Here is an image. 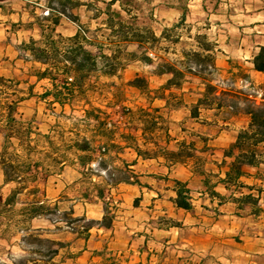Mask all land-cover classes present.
I'll return each mask as SVG.
<instances>
[{"label": "rangeland", "instance_id": "rangeland-1", "mask_svg": "<svg viewBox=\"0 0 264 264\" xmlns=\"http://www.w3.org/2000/svg\"><path fill=\"white\" fill-rule=\"evenodd\" d=\"M113 1L0 2V75L21 82L24 90L34 86L35 96H40L50 85L32 77L33 68L41 66L28 61L22 44L41 45L47 40H66L85 32L91 41L105 47L108 56L122 52L123 65L117 77L101 78L98 82L93 79L87 83L92 86L87 98L89 105L75 102L72 106L74 116L81 118L86 108H100L109 116L108 128L116 126L119 135L129 131L136 134L133 130L141 128V124L133 115H138L139 109L150 108L136 91L127 87L128 82L139 74L151 77L157 86L160 81L154 77L155 68L162 59L173 62L184 53L202 54L210 58L204 66L209 69L207 72H212L214 84L249 96L264 95V75L256 73L253 66L260 47H264V0H119L111 10L122 14L125 32L129 34L127 40L139 36L162 58L143 69L138 63L127 62L124 54L135 52L137 48L122 44L126 39L117 34L119 20L115 18L107 23V11ZM184 14L186 22L177 27ZM89 52L94 51L89 49ZM171 79L172 75H167L163 81ZM195 86L198 84L185 86V91ZM196 98L195 95L188 97L187 107L177 112L161 110L164 127L177 141L172 142L169 149L174 150L183 141L197 140L194 136L203 134L215 148L206 169L217 170L213 164L222 162V150L236 140L248 122L245 118L227 115L225 118L230 121L221 132L205 128L202 120L212 118V113L203 111L199 121L190 118ZM153 108H163V105L157 102ZM72 109L67 107L63 111L53 105L52 99L43 101L36 97L23 105L21 113L27 121L35 118V125L43 134H49L54 127L53 144L61 148L62 142L71 138L73 121L66 118L73 114ZM53 111L59 116L58 120L53 117ZM3 143L4 137L0 135V151ZM14 143L18 150H11L4 158L10 163L23 162L25 156L18 143ZM39 150L34 155L33 165L42 161L46 166L49 164L45 162L46 156L57 154L45 144ZM121 156L131 163L137 162L133 170L142 175L143 182L152 189L121 186L107 193L108 218L112 219L110 230L92 223L106 220L104 203L96 201L95 190L90 184L91 180L100 183L102 179L98 176L87 178L71 163L62 169L52 165L55 173L42 177L30 188L33 190L36 186L40 190L36 201L48 208L43 210V217L25 223L22 210L36 202L30 190H26L19 195V205L12 215L1 221L0 264H90L92 260L97 262L93 253L105 248L109 250L107 256H112L119 264H147L148 256H151L148 264H264V185L261 187V209L247 207L244 214L239 215L227 202L223 206H219L217 200L212 203L204 193L200 178L188 169L178 166L169 172L163 162L137 160L131 151ZM154 175L168 176L170 182L151 179ZM174 180L189 184L196 216H205L204 221L175 211L176 197L171 191ZM3 183L0 170V184ZM247 184L254 185L253 182ZM18 188L17 184L5 187L3 196L7 197ZM218 191L227 195L223 189ZM86 194L88 199H84ZM138 199L137 204L135 200ZM204 206L210 208L209 211H205ZM216 208L218 216L214 213ZM87 227L92 229L86 240L83 228Z\"/></svg>", "mask_w": 264, "mask_h": 264}, {"label": "trees", "instance_id": "trees-1", "mask_svg": "<svg viewBox=\"0 0 264 264\" xmlns=\"http://www.w3.org/2000/svg\"><path fill=\"white\" fill-rule=\"evenodd\" d=\"M117 3L119 0H114L109 5L107 23L110 24L117 18L120 23L117 34L126 39L122 44L136 46L135 52L124 54L127 62L138 63L140 69L144 66H152L162 59L160 54L154 52V48L146 45L141 38H138L139 36L127 40L129 34L125 32L122 14L111 10ZM185 22L184 14L177 27ZM118 45L114 46L120 48ZM21 48L22 52L28 55L29 62L41 66L39 69L33 68L32 77H35L39 83L47 81L50 88L40 96H35L34 86L24 90L21 82L0 75V135L4 137L0 151V170L4 178V183L0 184V223L6 220L4 218L12 215L19 205L20 194L37 185L42 177H49L55 173L56 170H52V165L62 169L71 163L88 176L87 178L98 176L102 179L100 183H93L91 180L90 184L95 190L96 201L104 203L106 220L92 223L106 231L110 230L112 219L108 218L107 193L118 190L121 186L142 190L152 189L143 182L142 175L133 170L137 162L131 163L122 158L121 155L126 151L133 152L137 160L163 162L169 172L178 166L188 169L193 176L200 178L204 193L212 203L217 200L219 206H223V203L227 202L236 208L239 215L244 214L247 207L261 209L263 195L261 187L264 185V95L257 93L255 96H249L214 84L212 72H207L209 69L204 66L210 61L209 57L190 52L175 58L173 62L162 59L155 68L154 77L161 82H158L157 86H154L151 77L145 75L138 74L130 80L127 87L136 91L150 108L139 109L138 115H133V119L137 118L141 124V128L133 130L136 134L129 131L119 135L116 126L108 128L109 116L100 108H86L83 116L76 118L72 106L75 102L89 105L87 98L92 86H87V83L93 79L98 82L101 78L117 77L123 65L122 52L108 56L103 45L91 41L82 31L73 38L47 40L41 45L24 42ZM89 49L94 52H89ZM253 66L256 73L264 75V47H260ZM240 70L244 71L243 68ZM167 75H172V79L163 81ZM195 84H198L195 89L185 91V86ZM191 95L197 97L191 108V119L201 120L203 111L212 113V118L202 120L201 124L205 128L221 132L230 121L225 118L227 115L245 118L248 122L247 127L238 134L236 140L222 150V162L213 164L217 170L206 169L207 164L210 163L209 157L215 152V148L210 146L209 138L203 134L194 136L197 140L183 141L178 143L174 150L169 149L170 144L176 140L164 127L165 120L161 110L164 109L168 113L177 112L180 108L187 107L186 99ZM36 97L43 101L52 99L53 105L59 106L63 111L67 107L72 109L73 114L66 118L73 121L69 133L71 138L62 142L61 148H56L53 144L54 127L50 129L49 134H43L35 125V118L27 121L21 113L23 105ZM115 99L118 102V97ZM157 102L161 103L163 108H153ZM52 113L58 120L59 116L54 111ZM61 134L63 136V132ZM61 134L59 133L60 136ZM14 142L18 143L25 156L23 162L10 163L4 158V154H8L11 150H18ZM43 144L48 145L57 154L55 157L52 154L46 156L45 162L49 163L46 166L42 161L33 165L34 155L39 153ZM150 178L170 182L168 176L154 175ZM247 182H253L254 185L249 186ZM11 184H17L20 188L12 190L7 197H4V188ZM219 189H223L227 195H221ZM171 191L176 197L174 203L176 212H182L188 217H199L196 216L197 209L188 183L174 180ZM39 193L40 190L36 186L30 190L35 201ZM88 197L89 195L86 194L84 199ZM139 201V199L135 200L137 204ZM29 204L31 205L28 209L22 210L25 223L41 219L43 210L48 209L42 202ZM203 209L209 211L210 208L204 206ZM214 213L218 216V208ZM195 219L202 222L205 216ZM176 228L180 229V226ZM91 229V227L83 228L86 240L90 237ZM107 251L109 250L105 248L104 251L94 252L93 259H97V262L92 260L90 264H119L120 262L115 258L107 256ZM150 257L147 258V264L150 263Z\"/></svg>", "mask_w": 264, "mask_h": 264}, {"label": "crops", "instance_id": "crops-1", "mask_svg": "<svg viewBox=\"0 0 264 264\" xmlns=\"http://www.w3.org/2000/svg\"><path fill=\"white\" fill-rule=\"evenodd\" d=\"M215 157H216V156H215ZM215 157H214V158H215ZM135 159H137V157H136V156H135ZM140 163H141V162H140ZM183 170H185V169H183ZM224 192H225V191H224Z\"/></svg>", "mask_w": 264, "mask_h": 264}, {"label": "water", "instance_id": "water-1", "mask_svg": "<svg viewBox=\"0 0 264 264\" xmlns=\"http://www.w3.org/2000/svg\"><path fill=\"white\" fill-rule=\"evenodd\" d=\"M5 0H0V2H4Z\"/></svg>", "mask_w": 264, "mask_h": 264}]
</instances>
